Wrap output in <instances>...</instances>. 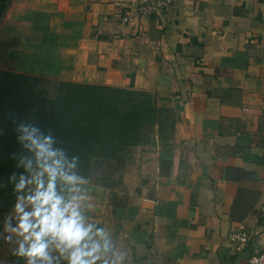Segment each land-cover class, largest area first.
Listing matches in <instances>:
<instances>
[{
	"label": "crops",
	"instance_id": "crops-1",
	"mask_svg": "<svg viewBox=\"0 0 264 264\" xmlns=\"http://www.w3.org/2000/svg\"><path fill=\"white\" fill-rule=\"evenodd\" d=\"M14 1L0 66L133 86L176 111L166 139L155 128L150 143L93 160L80 185L87 221L124 264H249L264 251V0ZM14 210L0 264H28L5 230ZM237 229L241 246L228 238Z\"/></svg>",
	"mask_w": 264,
	"mask_h": 264
},
{
	"label": "trees",
	"instance_id": "trees-1",
	"mask_svg": "<svg viewBox=\"0 0 264 264\" xmlns=\"http://www.w3.org/2000/svg\"><path fill=\"white\" fill-rule=\"evenodd\" d=\"M9 1L0 0V16ZM7 48L0 43V56ZM41 79L0 66V231L21 194L15 184L30 175L19 161L34 159L18 141L20 125L52 136L55 148L77 158L75 171L84 180L93 160L115 159L127 147L150 143L155 128L161 139L176 128V111L149 91L62 80L51 96L38 86Z\"/></svg>",
	"mask_w": 264,
	"mask_h": 264
},
{
	"label": "clouds",
	"instance_id": "clouds-1",
	"mask_svg": "<svg viewBox=\"0 0 264 264\" xmlns=\"http://www.w3.org/2000/svg\"><path fill=\"white\" fill-rule=\"evenodd\" d=\"M18 133V141L34 159L19 161L30 175H20L15 191L33 187L28 195L17 197L16 227L9 223L5 229L23 238L16 254L26 257L28 264H59V259L68 264H124L125 254L117 250L110 234L84 215L86 198L80 185L85 181L75 171L77 158L69 159L54 147L52 136L42 135L34 126L22 124Z\"/></svg>",
	"mask_w": 264,
	"mask_h": 264
},
{
	"label": "rangeland",
	"instance_id": "rangeland-1",
	"mask_svg": "<svg viewBox=\"0 0 264 264\" xmlns=\"http://www.w3.org/2000/svg\"><path fill=\"white\" fill-rule=\"evenodd\" d=\"M13 7L19 8L17 6V3H15L14 0H10L7 3L6 9L4 10L3 14L0 16V27L4 24V21L8 19L7 14L11 15V12L13 11ZM39 7V5H29L28 8H34ZM11 11V12H10ZM6 18V19H5ZM3 22V23H2ZM42 90L46 92L48 95H55L56 88L59 86V83L55 82L54 80H51L49 78H42L38 84ZM153 132V130H152Z\"/></svg>",
	"mask_w": 264,
	"mask_h": 264
},
{
	"label": "built area",
	"instance_id": "built-area-1",
	"mask_svg": "<svg viewBox=\"0 0 264 264\" xmlns=\"http://www.w3.org/2000/svg\"><path fill=\"white\" fill-rule=\"evenodd\" d=\"M143 11H151L152 8L148 5H144L142 7ZM229 240L233 243V244H245V242L248 239V236L246 234V232H244L243 230H234L233 232H231L229 234ZM248 263L249 264H264V251L260 252V253H255L252 254L249 259H248Z\"/></svg>",
	"mask_w": 264,
	"mask_h": 264
}]
</instances>
